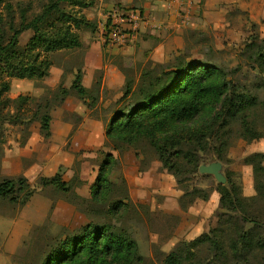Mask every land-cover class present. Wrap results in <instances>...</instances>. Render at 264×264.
Masks as SVG:
<instances>
[{
	"label": "rangeland",
	"instance_id": "1",
	"mask_svg": "<svg viewBox=\"0 0 264 264\" xmlns=\"http://www.w3.org/2000/svg\"><path fill=\"white\" fill-rule=\"evenodd\" d=\"M24 1L33 2L35 12H40L41 5L47 3V0ZM92 1L93 4L81 10L86 17L99 5L96 0H86L87 3ZM206 3L205 0L203 5L199 4L200 13L191 19L178 20L179 28L166 23V27H158L156 32H144L140 41L130 44L132 48L137 47L131 54L116 51L106 55V64L113 65L118 75L112 74L105 85V69L97 73L92 87L98 81L101 86L95 108H88L78 99L91 110L88 115L99 118L104 125L87 147L73 151L70 144L65 146L64 142L53 141L41 131V116L47 112L52 117L51 126L60 125V119L77 127L83 124L82 117L76 113L64 117L54 113L61 110L65 102H60V87L65 88L67 76L83 66V51L51 54L53 66L46 79L10 80L11 88L2 96L0 104V183L7 178L24 177L29 183V195L25 200L22 198L24 202L0 200V264H42L60 241L86 225H120L121 222L137 241L143 264H162L177 244L193 241L218 226L222 211L214 176L205 178L199 172L190 176L185 186L191 190H208L210 199H197L184 209L179 203L184 194L182 188L173 175L161 168L157 154L147 143H141V149L128 146L118 152L111 149L105 137L108 123L124 94L126 71L137 79L149 62L169 69L178 58L184 57L187 61L210 62L230 74V69L240 64L239 55L246 45L253 38L264 40V0H211ZM95 22L99 24L98 19ZM33 34L32 30L22 33L19 39L22 48ZM59 73H63L62 78ZM239 79L248 93L264 101V90L258 87L264 83L262 73L244 67ZM35 89L38 94H34ZM24 98L26 100H22ZM48 106L50 110H46ZM93 113L96 115L92 116ZM61 129L58 126L59 136L63 134ZM259 129H263L262 124ZM227 141L228 146L218 151L211 146L212 142L203 146L199 150L201 166L222 163L224 175L231 173L242 187L243 195L253 197L256 195L253 168L245 159L254 153H264V138L248 141L233 133ZM219 145L217 142L216 147ZM60 148L71 152L72 156L56 159ZM127 151L134 152L138 159L129 169H125L123 163ZM108 153L119 162L111 180L118 186L122 177L126 180V191L115 190L110 200L128 194L133 206L121 220L101 214L103 208L91 201V186ZM218 154L223 157L222 161L218 160ZM57 174L70 187L68 191L60 190L49 181ZM157 181L158 187L152 189L151 185ZM259 207L263 219L264 212L262 214L261 205Z\"/></svg>",
	"mask_w": 264,
	"mask_h": 264
},
{
	"label": "trees",
	"instance_id": "2",
	"mask_svg": "<svg viewBox=\"0 0 264 264\" xmlns=\"http://www.w3.org/2000/svg\"><path fill=\"white\" fill-rule=\"evenodd\" d=\"M93 2L47 0L41 11L35 12L33 2L0 0V104L11 88V79H46L53 66L51 54L82 48L80 32L98 28L81 12ZM28 30L34 34L22 48L19 39ZM239 57L240 64L230 69V74L210 62L187 61L184 57L169 69L149 62L137 79L131 77V72L125 73L124 94L105 137L111 149L118 152L128 146L141 149L139 145L147 143L157 154L161 168L173 175L182 188L179 203L184 209L197 199H210L208 190L185 186L190 176L199 172V150L203 146L212 142L214 150L223 149L233 133L248 141L264 138V120L260 119L264 118V101L248 93L239 79L244 67L264 75V40L253 38ZM75 70L72 87L59 89L60 102L73 96L93 109L101 83L86 88L82 68ZM258 87L264 90V83ZM51 118L49 112L41 116V131L47 138L51 137ZM260 124L263 129H259ZM222 159L218 154V160ZM245 163L253 168L256 195L245 197L242 187L227 172L226 184L218 183L215 190L220 194L222 211L218 226L193 241L177 244L162 264H264V218L258 211L261 205L264 212V153L251 154ZM116 165L118 159L108 153L91 186V201L103 208L101 214L121 220L133 206L128 194L110 200L115 190L126 191L123 177L119 186L111 180ZM49 181L60 190L70 188L59 174ZM28 189L24 177L4 179L0 183V200L24 202ZM143 263L137 241L121 222L86 225L60 241L42 264Z\"/></svg>",
	"mask_w": 264,
	"mask_h": 264
},
{
	"label": "crops",
	"instance_id": "3",
	"mask_svg": "<svg viewBox=\"0 0 264 264\" xmlns=\"http://www.w3.org/2000/svg\"><path fill=\"white\" fill-rule=\"evenodd\" d=\"M99 5L93 11V13L87 17L89 20L95 21L98 19V28L94 32H80L83 46L80 48L83 51L82 70L84 73L83 84L86 88H91L94 84L97 73L105 69L104 84L106 85L107 79L113 74L118 75L117 70L113 65L106 64L105 57L108 53H117L119 51L124 54H131L132 50H136L137 47H131L135 42L140 41V36H144V32H152L158 27H166L168 23L169 27L178 26V20H188L200 13L199 4L205 3V0H96ZM207 3L211 0H206ZM206 3V4H207ZM201 5V6H202ZM136 11L141 16V23L138 32L132 33L128 25H124L123 31L128 34V38L122 40L114 38L107 34L106 29L111 27V24L115 22L116 12ZM96 18V19H95ZM104 31L105 35H104ZM156 32V30H155ZM130 34V35H129ZM119 49V50H117ZM58 72V71H57ZM62 78L63 73H59ZM75 74H69L65 81V88L70 89ZM54 83V81H51ZM104 87V86H103ZM34 94H38V90H34ZM74 107V108H71ZM86 109V105L82 101L73 96H69L61 110L54 113L61 114V116H68L70 113H76L82 117L83 124L80 126H74L72 122L60 119V125L55 127V124L51 126V137L53 141L64 142L65 146H71V150L76 151L79 147H87L90 142H93L94 135L99 128L102 130L104 125L99 118L88 115L91 110ZM96 114H92L95 116ZM91 125V126H90ZM58 126H61L63 134L59 136L57 134ZM76 129V130H75ZM77 131L74 133L73 131ZM72 133H74L72 135ZM104 138V137H103ZM52 142V141H51ZM61 145V144H60ZM60 147V146H59ZM56 159L63 157H70L72 153L64 152L63 148L57 151ZM135 153L127 151L124 154V167L129 169V166L136 164ZM141 158V157H140ZM159 180V179H158ZM157 185V186H154ZM152 189H155L159 185V181L155 182ZM154 187V188H153Z\"/></svg>",
	"mask_w": 264,
	"mask_h": 264
},
{
	"label": "built area",
	"instance_id": "4",
	"mask_svg": "<svg viewBox=\"0 0 264 264\" xmlns=\"http://www.w3.org/2000/svg\"><path fill=\"white\" fill-rule=\"evenodd\" d=\"M115 14V22L106 29L108 35L122 40L128 38V34L123 31L125 24L129 26L131 34L138 32L141 23V16L138 12L125 11L116 12ZM106 31H104V35Z\"/></svg>",
	"mask_w": 264,
	"mask_h": 264
},
{
	"label": "water",
	"instance_id": "5",
	"mask_svg": "<svg viewBox=\"0 0 264 264\" xmlns=\"http://www.w3.org/2000/svg\"><path fill=\"white\" fill-rule=\"evenodd\" d=\"M223 165L220 162H213L209 165H202L199 168V173L202 175H212L219 184H226L227 178L224 175Z\"/></svg>",
	"mask_w": 264,
	"mask_h": 264
}]
</instances>
